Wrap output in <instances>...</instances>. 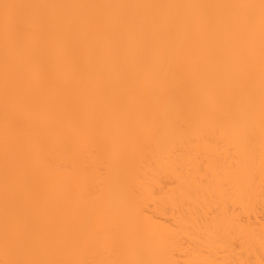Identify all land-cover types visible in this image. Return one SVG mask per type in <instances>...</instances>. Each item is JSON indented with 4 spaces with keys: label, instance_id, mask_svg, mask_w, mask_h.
Segmentation results:
<instances>
[{
    "label": "bare ground",
    "instance_id": "obj_1",
    "mask_svg": "<svg viewBox=\"0 0 264 264\" xmlns=\"http://www.w3.org/2000/svg\"><path fill=\"white\" fill-rule=\"evenodd\" d=\"M0 264H264V0H0Z\"/></svg>",
    "mask_w": 264,
    "mask_h": 264
},
{
    "label": "snow or ice",
    "instance_id": "obj_2",
    "mask_svg": "<svg viewBox=\"0 0 264 264\" xmlns=\"http://www.w3.org/2000/svg\"><path fill=\"white\" fill-rule=\"evenodd\" d=\"M7 7V6H6Z\"/></svg>",
    "mask_w": 264,
    "mask_h": 264
}]
</instances>
